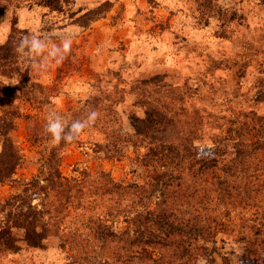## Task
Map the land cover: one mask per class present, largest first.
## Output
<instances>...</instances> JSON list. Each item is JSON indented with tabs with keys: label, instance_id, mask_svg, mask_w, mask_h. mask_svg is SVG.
<instances>
[{
	"label": "rangeland",
	"instance_id": "374dc122",
	"mask_svg": "<svg viewBox=\"0 0 264 264\" xmlns=\"http://www.w3.org/2000/svg\"><path fill=\"white\" fill-rule=\"evenodd\" d=\"M104 1L63 0L64 10H56L0 0V46L13 28L18 39L7 70L0 68V96L12 88L18 97L0 102V114L18 110L9 133L20 155L0 182V264H264L263 168L245 171L251 191L244 190L248 179L231 177L237 187L229 197L213 193L209 208L200 205L224 222L212 239L175 236L166 244L146 234L152 242L143 246L127 215H113L118 193L105 178L124 185L147 179L140 144L147 140L134 135L132 120L147 112L193 132L203 147L264 112L257 100L264 0H109L102 16L85 26L74 21ZM74 112L84 127L75 139L54 142L46 123L65 127ZM232 151L228 145L220 162ZM54 167L55 185L47 179ZM36 177L44 190L30 203H8L29 195ZM23 217L43 229L37 243L26 239ZM99 218L115 236L100 238Z\"/></svg>",
	"mask_w": 264,
	"mask_h": 264
},
{
	"label": "trees",
	"instance_id": "16d2710c",
	"mask_svg": "<svg viewBox=\"0 0 264 264\" xmlns=\"http://www.w3.org/2000/svg\"><path fill=\"white\" fill-rule=\"evenodd\" d=\"M9 1L16 6L27 2L47 6L50 9L64 10L63 0ZM68 1L65 0V2ZM109 7L110 1L106 0L87 10L74 21L85 26L102 16ZM15 31L17 29L13 28L7 41L0 46L2 72L7 70L8 63L16 53L14 43L18 39L14 37ZM17 95L16 91L10 88L0 96V102L11 105L18 97ZM257 100L264 101V80L260 83ZM17 112L18 110L3 108L0 114V182L11 176L20 158L9 133L14 128L13 118ZM78 116L79 112H74V118L62 129V133L71 136V139H75L76 136L71 125L79 122ZM254 117L255 122L243 124L244 127L234 125L225 138H214L212 145L204 147L194 142L193 132L187 134L184 129L178 128L172 120L162 114L147 112L144 118H133L134 135L141 136V141L147 140V142H140L147 147L141 161L150 169V173L143 184L124 185L105 177L109 184L107 190L118 193L116 198L118 201L113 206L115 205L119 210L113 215H119V213L127 215V222L134 226L133 232L136 234L134 238L141 239L139 242L142 246L152 242L148 239L143 240L146 234L155 236L154 242L166 244L173 241L175 236L179 237L181 242H189L191 238L196 239V237L212 239L219 227L224 226V222L216 216L211 217L203 213L200 205L204 204L206 208H209L206 202L213 193L220 200L222 196L229 197L230 189L237 187V185L229 184L231 177L238 179L241 175L248 179L243 186H245L244 190L251 191L249 187L252 185L251 178L244 174L245 171L251 168V164L254 169H264V112L254 113ZM224 139L228 142H223ZM127 140L130 141V138L128 137ZM228 145L233 150L232 156L220 162ZM55 159L58 163V159ZM43 166L39 169L40 173L43 172ZM56 178H60V173L58 168L54 167L47 179L55 185ZM262 183L264 185V181ZM33 188L29 195H15L12 199H8V203L14 204L15 199L30 203V199L45 188L40 184L39 177L34 179ZM121 197L127 200L126 204H122ZM154 197L156 200L153 199ZM184 202L189 209L182 207ZM22 220L26 239L37 243L36 236H42L43 229L41 232L36 230L34 218L23 217ZM97 220L96 227L99 229L98 233H101L100 238L116 235L108 229L110 226L106 225L102 219ZM198 247L202 249L203 246Z\"/></svg>",
	"mask_w": 264,
	"mask_h": 264
},
{
	"label": "clouds",
	"instance_id": "9594fccd",
	"mask_svg": "<svg viewBox=\"0 0 264 264\" xmlns=\"http://www.w3.org/2000/svg\"><path fill=\"white\" fill-rule=\"evenodd\" d=\"M24 43L25 42L22 41L21 46H23ZM64 50L65 51L68 50L67 44L64 45ZM95 116H96V113L93 112L91 114V116L89 117V119L94 120ZM63 127L64 126L61 124V122L59 120L49 119L45 125V132L51 134L54 142H56V143H59L62 138L70 140L72 138L71 136H62ZM83 127H84V125L79 123V122L73 123L71 125L72 130H74L76 133H79Z\"/></svg>",
	"mask_w": 264,
	"mask_h": 264
}]
</instances>
